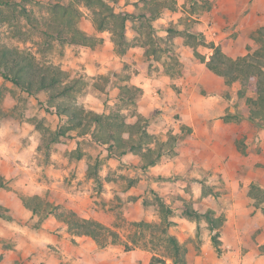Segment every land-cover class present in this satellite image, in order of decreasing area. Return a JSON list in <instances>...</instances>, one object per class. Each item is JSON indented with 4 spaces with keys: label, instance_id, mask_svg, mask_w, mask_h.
<instances>
[{
    "label": "rangeland",
    "instance_id": "obj_1",
    "mask_svg": "<svg viewBox=\"0 0 264 264\" xmlns=\"http://www.w3.org/2000/svg\"><path fill=\"white\" fill-rule=\"evenodd\" d=\"M57 1L74 7L77 11L76 25L94 39L93 46L69 44L54 37L46 40L45 35L36 30L25 15L19 12L13 14L11 8L7 7L0 8V42L34 55L41 63L67 67L71 78L85 80L87 85L75 92V101L87 110L105 114L118 113L128 122H134L139 117L144 118L148 120L147 130L150 125V128H159L161 121H165V126H168V119L178 120L176 116L179 117V114L173 116L171 112L163 113L159 108L158 111L150 113L152 120L140 116L136 105L141 91L135 86H121L118 101L109 102L113 99L109 96L110 91L118 85L117 81H110L113 71L118 72L114 73L122 81L129 67V63L125 61L128 49L138 47L144 50L146 56L138 65L151 68L155 65L152 57L159 58L161 63L177 74L183 67L175 51V46L178 45L176 39L180 37L199 47L200 51L196 52V56L201 61H204L207 54L211 57L213 47L216 46L222 50L243 46L246 53H252L264 46L259 34V30L264 27V21L260 22L258 19L260 17L264 20V0H176L174 10L164 9L156 19H134L136 28H126V40L122 43H119V37L113 31L112 21L106 19L104 28L99 25L95 12L100 10V7L95 3L96 0H8L11 6H25L29 15L39 21L53 18L51 5ZM104 1L115 12L128 10L138 13L142 4L138 0ZM248 10L256 13L258 20L250 24L251 27L244 28L243 24L247 25L248 22L243 23L242 19ZM223 52L228 55L226 51ZM88 64L90 68L95 69V73H91L92 79H87ZM103 64L113 69L104 71L100 68ZM240 88V82L228 84L226 92L229 97H235L232 103L235 105V111H231L226 117L234 123L236 129L243 131L240 138L234 139L235 146L242 154L241 161L230 152L229 160L219 168H208L202 161L181 162L180 159L183 158L180 153L186 146L183 141L185 137L178 140L179 137L174 136L171 141L165 143L160 140L162 136L158 138L148 131L158 142L161 155L156 157L157 153L151 154L152 158H156V162L143 168L145 159L141 155L129 152L124 159L118 152L109 154L106 145L96 143L90 134L75 136L66 142H63L62 136L56 138L55 132L63 122L48 105V90L29 95L0 74L1 180L5 184L11 182L2 173L6 164L5 154L10 150L20 153L27 160L29 170L25 172L27 180L22 179L28 187L27 191L19 193L34 196L43 192L40 196L57 204V212L65 214L61 215L64 219L70 210L80 217L97 221L100 216L107 218V224H103L118 232L119 238L114 241V238L106 233L102 240L108 244L100 247V242L88 237L100 252L120 246L121 251L118 253L128 256L124 259L125 262L130 261L129 256H136L139 258V264H152V257L156 255L167 264H172L168 235L164 231L165 215H168L169 220L181 215L180 217L187 218L197 225L196 238L183 244H189L191 252L201 253L200 247L209 238L210 246L205 253L207 262L203 264H243L244 256L249 250H262L257 248L255 243L264 235V210L255 208L254 200L249 199L246 193L251 184L264 188V127H256L248 119L246 97L238 94ZM250 94V91L246 93L247 96ZM231 114H235V118H230ZM68 134L75 135L76 131H68ZM177 144L180 145L176 146ZM164 155L167 156L165 159ZM174 155L179 157L175 159ZM168 156L172 157L171 161ZM233 162L237 163L236 167L232 165ZM106 180L113 181L114 187L110 196V187ZM51 182L57 183L54 191L50 188ZM130 187L136 188L137 195L129 193L132 191ZM80 189L81 194L86 192L87 196L83 202L80 201L84 212L72 206L68 194ZM234 192L237 193L235 196ZM244 195L249 200L245 202L247 210H241L233 218L234 214H230L231 205L238 200L241 206H244ZM139 196L143 197L141 202H138ZM184 206L198 211L210 210L215 219L222 218L223 224L218 229L219 249L212 240V235L217 231L212 232L209 229L205 217L197 219L186 214L182 209ZM127 210L133 215V219L127 218ZM256 214L258 221H254ZM58 219L63 221L62 218ZM0 220L6 219L0 215ZM43 220V214L40 213L32 224L37 226ZM63 223L70 234L68 237L72 238L73 243H77L72 237L75 234L64 221ZM173 223L174 221L166 228L169 234H172L170 227ZM154 264H161V261Z\"/></svg>",
    "mask_w": 264,
    "mask_h": 264
},
{
    "label": "crops",
    "instance_id": "obj_2",
    "mask_svg": "<svg viewBox=\"0 0 264 264\" xmlns=\"http://www.w3.org/2000/svg\"><path fill=\"white\" fill-rule=\"evenodd\" d=\"M258 19H260V22L264 21L260 17ZM258 19L256 13L248 10V13L242 19L243 23L244 21L248 23H246L247 25L243 24V27H251L249 25L257 22ZM176 40L178 45L175 46V51L183 63L181 72L174 74L166 64L160 62L159 58L154 57L152 58L155 65L151 68H144L142 65H138L139 61L146 56L144 50L131 47L125 53V61L129 63V67L126 69L124 79L121 81L114 73L117 71H113L110 81L112 83L115 80L118 85L110 91L109 96L113 99H110L109 102L118 101L121 86L138 87L141 94L137 101L136 110L140 116L152 120L150 113L159 108L162 109L163 113L171 112L173 116L179 114V117L176 116V118H179L178 120L168 119V126H165V121H161L159 128H150V125L148 131L158 138L162 136L160 140L165 143L171 141L174 136H178V140L185 137L183 141L186 146L183 147L184 150L182 149L183 152L180 153V157L183 158L180 159L181 162L184 160L202 161V164L208 168H219L220 165L229 160L228 153L230 152L238 161H241L242 154L235 146L234 139L240 138L243 131L236 129L234 123L226 117L231 111H235V105L232 104L235 97H229L227 94L228 84L225 79L208 69L207 61L210 59V54H207L204 61H201L196 56V52L200 51L196 44L188 43L181 37ZM246 41L247 39L245 44ZM216 45H218V41H216ZM222 51H226L233 58L248 54L243 46L224 48ZM65 68L68 70L67 67ZM100 68L104 71L113 69L109 68L107 64H103ZM86 72L89 74L87 79H92L91 73H95V69L89 66ZM230 118H235V114H231ZM159 119L163 120L162 118ZM125 155H123L124 159ZM166 157L163 156L164 159ZM178 157L174 155L175 159ZM231 157L232 155H230ZM171 158L168 159L171 161ZM4 159L6 164L2 173L11 182L4 183L3 187L0 186V203L8 208L7 214L10 219L0 220V264H139V258L136 256H129L130 261L125 262L124 259L128 256L118 253L121 251L120 246L100 252L93 240L87 235H73V239H76L77 242L73 243L72 238H69L70 234L66 231V225L54 215L44 218L37 226L33 225L32 222L38 214L34 215L30 209L26 208L21 199V193H19L21 191L26 192L28 188L25 181L22 182L23 178L27 180L25 173L29 170L26 165L27 160L20 153L11 150L5 154ZM232 165L236 167L237 163L233 162ZM112 182L106 180V184L110 187L108 196L113 191ZM262 184L264 185V183ZM42 185L47 184L42 183ZM50 188L53 191L56 190L57 183L51 182ZM234 189L236 188L234 187ZM15 190H18V192ZM81 190L70 191L68 194L72 206L84 212L81 208L82 200L86 199L87 196L86 192L81 194ZM130 190L132 191L129 193L137 195L138 192H136L135 187H130ZM248 192L249 190L247 193L245 192L246 196L251 199ZM42 193L40 192V194ZM236 194L233 193L234 196ZM246 196L242 199L244 206H241L238 200L231 205L230 214L231 212L234 214L232 215L233 218L241 210H244V212L247 210L245 202L249 200ZM142 198L140 197L138 202H141ZM182 209H180V213L183 214ZM125 215L128 219L134 218L128 210ZM180 216L170 218L174 221V225L170 227V233L174 234L179 242L184 244L189 239L196 238L197 225L193 221ZM100 217L97 219L99 221L101 219L100 222L107 224V218ZM257 217L256 214L254 221H258ZM234 222L237 224V221L234 220ZM237 245L241 244L237 243ZM262 245H264V235L258 243H255L257 248H261ZM184 246L188 247L186 264H203L207 262L205 253L210 246L209 238L200 247L201 253L191 252L189 244ZM243 264H264V252L259 249L249 250L244 256Z\"/></svg>",
    "mask_w": 264,
    "mask_h": 264
},
{
    "label": "trees",
    "instance_id": "obj_3",
    "mask_svg": "<svg viewBox=\"0 0 264 264\" xmlns=\"http://www.w3.org/2000/svg\"><path fill=\"white\" fill-rule=\"evenodd\" d=\"M96 1L95 3L100 7V10L95 12L99 25L104 28L107 23L106 19L112 21L113 31L118 35L119 43L126 40L127 27L136 28L134 19H156L160 17L164 9L174 10L176 8V0H138L142 3L138 13L128 10L115 12L104 0ZM2 7L11 8L13 14L19 12L25 15L32 26L45 35L46 40L49 37H54L69 44L94 45V39L77 27L75 22L77 11L70 4H62L61 1L53 3L51 5L53 18L44 21L31 17L25 6H11L8 0H0V8ZM19 7L21 8L18 10ZM259 34L260 39L264 41V27L259 30ZM213 48L214 52L207 61L208 69L224 77L227 84L241 83L238 94L246 97L249 110L248 119L256 127H264V46L237 58L226 55L219 46ZM0 74L5 80L10 81L29 95H36L43 90H48V105L63 122L59 130L55 132V137L62 136L63 142L75 136L90 134L96 143L106 145L109 154L118 152L123 156L133 152L141 155L145 159L143 168L156 162V158H152L151 154L157 153L156 157L161 155V152L158 151V142L146 128L147 119L139 117L134 122H128L118 113H99L87 110L84 106L76 103L75 92L83 89L87 82L81 78H71L69 71L62 65L41 63L34 55L0 42ZM248 91L251 94L247 96ZM68 131H76V134H68ZM153 144L154 146H152ZM0 186H4L1 177ZM248 195L254 200L255 208L264 210V205H262L264 203V188L251 184ZM21 199L26 208L30 209L34 215L42 213L43 219L50 215L62 218L73 234L90 236L100 242V247H105L108 244L107 241L102 240L106 237V233L109 234V237H113L114 241L119 238V233L112 228L100 221L80 217L72 210L67 212L65 220L61 216L65 214L57 212L58 205L43 199L40 195H21ZM184 211L197 219L200 217L207 219L210 230L217 231L212 235V240L216 248L219 249L218 229L223 224L222 218L215 219L210 210L200 212L184 206ZM7 212L8 208L0 203V215L9 220ZM165 216L164 231L168 235L167 241L173 258L172 264H186V247L174 235L167 232L166 228L172 221L169 220L168 215ZM261 249L264 252V245L261 246ZM156 261L167 264L165 260H160L158 256L154 255L151 263L154 264Z\"/></svg>",
    "mask_w": 264,
    "mask_h": 264
}]
</instances>
